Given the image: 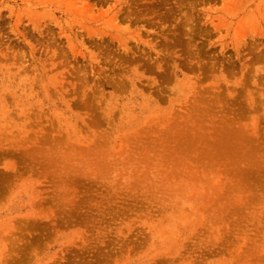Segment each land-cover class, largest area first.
<instances>
[{
  "label": "rangeland",
  "instance_id": "1",
  "mask_svg": "<svg viewBox=\"0 0 264 264\" xmlns=\"http://www.w3.org/2000/svg\"><path fill=\"white\" fill-rule=\"evenodd\" d=\"M0 264H264V0H0Z\"/></svg>",
  "mask_w": 264,
  "mask_h": 264
}]
</instances>
